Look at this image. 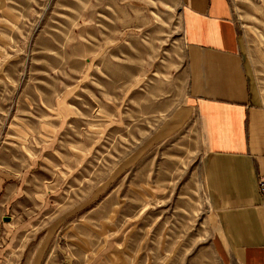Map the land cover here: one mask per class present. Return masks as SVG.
I'll return each instance as SVG.
<instances>
[{
  "label": "rangeland",
  "instance_id": "rangeland-1",
  "mask_svg": "<svg viewBox=\"0 0 264 264\" xmlns=\"http://www.w3.org/2000/svg\"><path fill=\"white\" fill-rule=\"evenodd\" d=\"M228 3L264 106V0ZM181 8L0 0L4 264H222Z\"/></svg>",
  "mask_w": 264,
  "mask_h": 264
},
{
  "label": "crops",
  "instance_id": "crops-1",
  "mask_svg": "<svg viewBox=\"0 0 264 264\" xmlns=\"http://www.w3.org/2000/svg\"><path fill=\"white\" fill-rule=\"evenodd\" d=\"M228 1L182 0L188 112L203 139L202 172L217 255L222 264H264V207L257 188L258 176H264V106ZM1 192L5 199L24 193L17 184ZM4 259L0 255V264Z\"/></svg>",
  "mask_w": 264,
  "mask_h": 264
},
{
  "label": "built area",
  "instance_id": "built-area-1",
  "mask_svg": "<svg viewBox=\"0 0 264 264\" xmlns=\"http://www.w3.org/2000/svg\"><path fill=\"white\" fill-rule=\"evenodd\" d=\"M257 188H258V193L261 198L262 206L264 207V176H258Z\"/></svg>",
  "mask_w": 264,
  "mask_h": 264
}]
</instances>
